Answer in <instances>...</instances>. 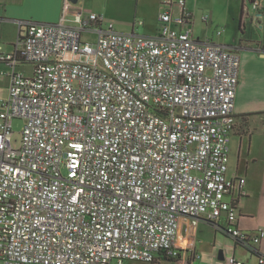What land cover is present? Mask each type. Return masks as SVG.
I'll return each instance as SVG.
<instances>
[{"label":"built area","instance_id":"obj_1","mask_svg":"<svg viewBox=\"0 0 264 264\" xmlns=\"http://www.w3.org/2000/svg\"><path fill=\"white\" fill-rule=\"evenodd\" d=\"M162 3L156 35L119 31L73 0L56 22L18 21L24 33L0 53V264L177 259L182 216L225 218L221 230L264 264V230L239 225L246 180L228 176L241 54L195 37L187 0ZM247 7L259 25L264 0Z\"/></svg>","mask_w":264,"mask_h":264},{"label":"crops","instance_id":"obj_2","mask_svg":"<svg viewBox=\"0 0 264 264\" xmlns=\"http://www.w3.org/2000/svg\"><path fill=\"white\" fill-rule=\"evenodd\" d=\"M79 1L75 3L74 10L85 13L77 7ZM221 1L225 3L233 20L228 17L225 27L208 39L195 36V14L192 9L194 0H187L186 6L193 16L191 27L196 38L231 46L241 54L240 82L234 110L236 122L230 136L228 176L243 177L246 180V195L238 204L239 225L244 232L254 235L264 230V20L260 19L259 25L254 24V12L247 10L248 0ZM146 6L153 8V12H158L152 20L154 29L149 28L145 17L135 15V19L127 23V33H158L159 16L165 6L162 0H152ZM62 9L63 0H0V53L10 52L24 33L25 27L18 23L19 20L56 22ZM235 20L238 33L231 31ZM114 26L122 31L115 23ZM23 65L25 64H20L18 70L24 72ZM9 69V65L0 61V99L8 93ZM226 199L229 200V196ZM225 224V218H221L218 225L204 219L194 224L190 217L182 216L175 241L181 253L179 258L172 260L164 253H159L153 262L130 260L126 264H223L230 255L241 258L244 264H259L256 255L221 230L220 226ZM259 248L264 253V238Z\"/></svg>","mask_w":264,"mask_h":264},{"label":"rangeland","instance_id":"obj_3","mask_svg":"<svg viewBox=\"0 0 264 264\" xmlns=\"http://www.w3.org/2000/svg\"><path fill=\"white\" fill-rule=\"evenodd\" d=\"M150 1L152 0H80L77 7L83 9L87 15L90 12L103 14L107 21H113L120 30L128 32L127 23L135 19V15L145 17L149 23V28L154 29L152 20L158 12L156 10L153 12V8L146 6ZM192 9L195 14L193 24L195 36H200L203 39H208L212 37L213 33L223 29L228 17L233 20L225 8V3L221 0H194ZM140 17L138 19H141ZM235 22L236 20L231 31L238 33L237 22ZM83 36L85 40L94 39V36L87 32ZM22 69L24 72L30 73L32 65L25 64ZM23 126L24 120L22 118L13 119L12 144L16 147L20 144Z\"/></svg>","mask_w":264,"mask_h":264},{"label":"water","instance_id":"obj_4","mask_svg":"<svg viewBox=\"0 0 264 264\" xmlns=\"http://www.w3.org/2000/svg\"><path fill=\"white\" fill-rule=\"evenodd\" d=\"M74 1V3H76L78 0H73ZM221 257H222V251H221Z\"/></svg>","mask_w":264,"mask_h":264},{"label":"trees","instance_id":"obj_5","mask_svg":"<svg viewBox=\"0 0 264 264\" xmlns=\"http://www.w3.org/2000/svg\"><path fill=\"white\" fill-rule=\"evenodd\" d=\"M173 260V259H172Z\"/></svg>","mask_w":264,"mask_h":264}]
</instances>
